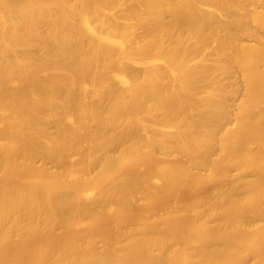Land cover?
Instances as JSON below:
<instances>
[{"label": "bare ground", "instance_id": "1", "mask_svg": "<svg viewBox=\"0 0 264 264\" xmlns=\"http://www.w3.org/2000/svg\"><path fill=\"white\" fill-rule=\"evenodd\" d=\"M0 264H264V0H0Z\"/></svg>", "mask_w": 264, "mask_h": 264}]
</instances>
